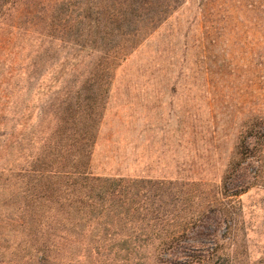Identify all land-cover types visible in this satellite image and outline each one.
Masks as SVG:
<instances>
[{
    "label": "rangeland",
    "instance_id": "obj_1",
    "mask_svg": "<svg viewBox=\"0 0 264 264\" xmlns=\"http://www.w3.org/2000/svg\"><path fill=\"white\" fill-rule=\"evenodd\" d=\"M15 1L0 22V264H31L13 220L21 199H6L14 182L2 170L30 164L22 139L48 125L39 113L64 84V41L85 36L97 13L85 14L88 0ZM263 46L264 0H183L115 69L93 146L94 174L143 180L177 223L222 214L209 264H264V161L245 160L251 186L238 196L223 181L260 108Z\"/></svg>",
    "mask_w": 264,
    "mask_h": 264
},
{
    "label": "trees",
    "instance_id": "obj_2",
    "mask_svg": "<svg viewBox=\"0 0 264 264\" xmlns=\"http://www.w3.org/2000/svg\"><path fill=\"white\" fill-rule=\"evenodd\" d=\"M9 1L0 0V22L16 2L9 6ZM182 2L87 1L85 14L94 10L96 23L82 27L85 36L64 41L71 51L55 66L63 71L55 83L64 84L39 113L48 125L41 123L40 134L22 139L26 147L20 150L27 151L30 164L2 170L5 182L13 181L15 187L6 199L13 195L21 199L20 219L13 220L27 229V262L145 264L152 258L157 264H209L216 254L214 235L222 214L203 211L193 224H179L174 211L162 209L163 194L145 190L143 180L91 171L115 69ZM96 30L102 34H95ZM260 57V108L253 123L247 124L250 135L240 139L223 177L224 189L235 196L251 186L245 160L258 155L264 161V46ZM50 73L56 74V69ZM15 142L16 137H10L5 148ZM19 180L26 184L23 188L16 185Z\"/></svg>",
    "mask_w": 264,
    "mask_h": 264
}]
</instances>
